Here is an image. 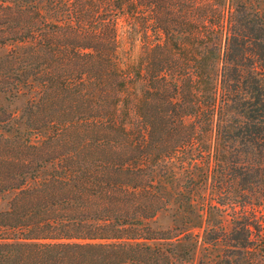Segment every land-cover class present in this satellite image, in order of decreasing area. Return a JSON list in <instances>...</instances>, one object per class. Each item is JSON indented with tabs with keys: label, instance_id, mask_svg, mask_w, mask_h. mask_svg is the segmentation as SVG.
I'll return each instance as SVG.
<instances>
[{
	"label": "trees",
	"instance_id": "16d2710c",
	"mask_svg": "<svg viewBox=\"0 0 264 264\" xmlns=\"http://www.w3.org/2000/svg\"><path fill=\"white\" fill-rule=\"evenodd\" d=\"M124 34L144 44L126 70ZM174 170L186 192L159 180ZM207 189L218 206L204 213ZM259 197L257 0H0V264H193L192 230L220 207L230 223L205 230L226 253L215 264H264Z\"/></svg>",
	"mask_w": 264,
	"mask_h": 264
},
{
	"label": "rangeland",
	"instance_id": "374dc122",
	"mask_svg": "<svg viewBox=\"0 0 264 264\" xmlns=\"http://www.w3.org/2000/svg\"><path fill=\"white\" fill-rule=\"evenodd\" d=\"M257 3L259 4L260 10L264 13V0H257ZM122 44L119 51L120 60H121V67L123 69H127L129 65L133 63H137L140 60V57L143 52V41L141 40L139 35L134 34H124L122 38ZM142 93V84L138 85L136 89H131L130 95L127 97V101L125 103V106L122 105V109L127 112L126 116V127L128 129H134L139 122L138 115H137V102L138 98ZM159 180L162 182V184L165 186L166 190L170 192L171 194L179 193V192H186L185 188L183 187L184 183V173L179 170H174L172 172L164 171L161 176H159ZM213 195L211 194V190L207 189L206 191L202 192L201 194L194 195V200L196 205L204 212H208L209 205L218 206L217 203L212 201ZM215 198V197H214ZM8 198L0 201V210L4 209L6 207ZM256 210L258 211L256 213L257 217L261 220H264V198L259 197L257 199V202H255ZM221 211L224 210V214H215L213 215V218L210 219L208 222H205V224H202L201 227L197 229H193L192 233L194 235H197V242H198V250L196 254V258L193 262V264H201L206 263L208 253H212L213 259L215 260L214 263L217 260H221V258L224 256L226 257V253L223 247L218 246L219 248L215 249L213 246H210L205 243V230L208 228V226H212L218 224V222H222L221 225H228L230 223L231 217L229 210L225 209V207H220ZM213 212V211H209ZM219 214V215H218ZM159 223H161L163 226H168L170 223V218L168 214H160L159 217L156 219ZM207 220V219H205ZM205 248H208L205 250Z\"/></svg>",
	"mask_w": 264,
	"mask_h": 264
}]
</instances>
